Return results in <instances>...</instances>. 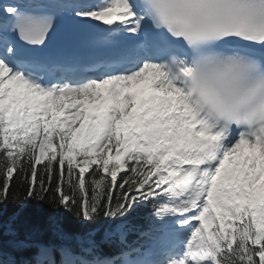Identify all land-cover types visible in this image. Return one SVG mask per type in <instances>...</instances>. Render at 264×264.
Instances as JSON below:
<instances>
[{
    "label": "snow or ice",
    "instance_id": "obj_1",
    "mask_svg": "<svg viewBox=\"0 0 264 264\" xmlns=\"http://www.w3.org/2000/svg\"><path fill=\"white\" fill-rule=\"evenodd\" d=\"M63 25L96 54L45 55ZM0 179L108 222L22 264H264V0L0 2Z\"/></svg>",
    "mask_w": 264,
    "mask_h": 264
},
{
    "label": "trees",
    "instance_id": "obj_2",
    "mask_svg": "<svg viewBox=\"0 0 264 264\" xmlns=\"http://www.w3.org/2000/svg\"><path fill=\"white\" fill-rule=\"evenodd\" d=\"M0 187H2V179H0ZM11 191L20 198L0 204L2 251L6 253L3 261H9L10 256H14V260L17 261L21 256H31L36 251L34 247L17 249L11 246L10 241H23L30 245L71 243L73 247H77V238L85 236L90 229H99L95 239L98 242L103 239L102 227L108 222L98 221L96 224H85L72 212L50 201L25 199L27 185L13 186ZM149 212L150 206L138 210L129 217L128 222L132 229L128 236L130 241L137 239L138 229L147 230L149 228ZM104 251H110L107 245L104 246Z\"/></svg>",
    "mask_w": 264,
    "mask_h": 264
},
{
    "label": "rangeland",
    "instance_id": "obj_3",
    "mask_svg": "<svg viewBox=\"0 0 264 264\" xmlns=\"http://www.w3.org/2000/svg\"><path fill=\"white\" fill-rule=\"evenodd\" d=\"M2 257V255H0V258ZM21 260V263L25 260H27V258H23V259H20Z\"/></svg>",
    "mask_w": 264,
    "mask_h": 264
}]
</instances>
